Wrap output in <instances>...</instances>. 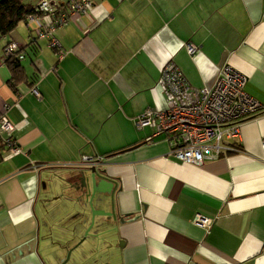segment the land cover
<instances>
[{"label":"crops","instance_id":"0c3cea01","mask_svg":"<svg viewBox=\"0 0 264 264\" xmlns=\"http://www.w3.org/2000/svg\"><path fill=\"white\" fill-rule=\"evenodd\" d=\"M26 27L0 49V116L16 126L21 149L9 153L0 137V264H45L39 219L45 241L57 231L54 264L83 240L91 215L77 216L74 191L60 180L53 194L43 186L51 173L76 174L84 157L102 159L117 182L125 223L104 240L115 264H264V0H93L57 29L58 49ZM10 42L25 55L26 79L15 87ZM169 64L196 89L213 87L226 69L245 78L262 110L241 125L238 151L196 167L172 155L166 135L138 127L147 110L166 109ZM198 215L210 229L195 224ZM103 222L91 233L104 232Z\"/></svg>","mask_w":264,"mask_h":264},{"label":"built area","instance_id":"2783aa9c","mask_svg":"<svg viewBox=\"0 0 264 264\" xmlns=\"http://www.w3.org/2000/svg\"><path fill=\"white\" fill-rule=\"evenodd\" d=\"M92 6L93 0H72L65 7L54 0H41L36 14L28 16L24 22L35 38L48 39L50 47L58 49L57 29L67 25L73 16L87 13ZM187 50L191 56L199 52L192 45H187ZM12 56L20 61L25 58L22 47L15 42L5 47V60ZM161 85L166 109L147 110L137 119V125L141 129H154L153 138L166 135L172 155L196 167L238 151L232 143L239 137L241 125L262 110L260 103L246 92L245 78L230 69L225 70L213 87L196 89L187 83L175 65L169 64L162 72ZM32 94L41 99L38 87L32 89ZM15 131L16 126L7 116H0V137L11 154L21 153L14 138ZM101 161L83 159L89 166ZM195 224L210 229L212 221L198 215Z\"/></svg>","mask_w":264,"mask_h":264},{"label":"water","instance_id":"95a60500","mask_svg":"<svg viewBox=\"0 0 264 264\" xmlns=\"http://www.w3.org/2000/svg\"><path fill=\"white\" fill-rule=\"evenodd\" d=\"M57 180H60L69 189L74 191L68 199L75 205L74 210H77V216L86 218L88 214L91 215V226L86 231L83 240L77 247L68 251L65 261L62 263L67 264L75 249L90 235L99 241L102 239L106 240L107 237L112 238L117 232V228L112 227V224L119 222L123 225L125 221L120 217L115 201L117 182L107 175L106 170L101 169V162L93 166L86 165L84 168L78 170L76 174H70L67 178L51 173L43 186L44 192L47 195L57 192ZM54 200L57 201V198ZM51 203L52 201L47 200L43 205V210L47 217L51 216L52 212L46 205H50ZM98 217L104 219V222L100 226L106 230L100 234H94L91 231ZM126 217H129V215H126Z\"/></svg>","mask_w":264,"mask_h":264},{"label":"rangeland","instance_id":"374dc122","mask_svg":"<svg viewBox=\"0 0 264 264\" xmlns=\"http://www.w3.org/2000/svg\"><path fill=\"white\" fill-rule=\"evenodd\" d=\"M54 1H60V0H54ZM64 1L66 2L68 0H64ZM23 2L26 5L34 6L37 3H39L40 0H23ZM25 27H26L25 23L22 22L18 26L17 30H21L22 28ZM4 41H5V37H0V49H3ZM39 221L42 224V227L44 228L45 225L43 221L41 219H39ZM52 227L56 229L57 225L53 224ZM43 228L41 231L40 240L37 243H40L42 247L46 246L48 248L45 250V252H43V250L40 252L43 257L42 260L45 262V264H54V262L57 263V260H54L55 251H53L55 246L57 245V240H58L57 231L53 232L54 234L53 236L52 234L49 235L50 236L49 241H45L43 236L44 234ZM79 243L80 241L78 242L77 245H79ZM51 257L53 258L51 259ZM115 260H117V255L113 252V248L109 245V242L104 241V239L99 241L97 239H94L90 235L78 248L75 249L67 264H112ZM63 262H61L60 264H62Z\"/></svg>","mask_w":264,"mask_h":264},{"label":"trees","instance_id":"16d2710c","mask_svg":"<svg viewBox=\"0 0 264 264\" xmlns=\"http://www.w3.org/2000/svg\"><path fill=\"white\" fill-rule=\"evenodd\" d=\"M36 8L37 6L26 5L23 0H0V35H10L28 16L36 14ZM6 64L12 74L10 83L13 87L25 81V70L17 56L7 59Z\"/></svg>","mask_w":264,"mask_h":264}]
</instances>
